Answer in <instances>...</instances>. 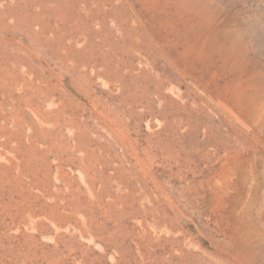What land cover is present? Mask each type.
Wrapping results in <instances>:
<instances>
[{"label":"rangeland","instance_id":"obj_1","mask_svg":"<svg viewBox=\"0 0 264 264\" xmlns=\"http://www.w3.org/2000/svg\"><path fill=\"white\" fill-rule=\"evenodd\" d=\"M0 264H264V0H0Z\"/></svg>","mask_w":264,"mask_h":264}]
</instances>
